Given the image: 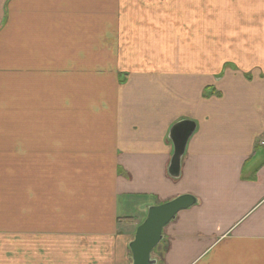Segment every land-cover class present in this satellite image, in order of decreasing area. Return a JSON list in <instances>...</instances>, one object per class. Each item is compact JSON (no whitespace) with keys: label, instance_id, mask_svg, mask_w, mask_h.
Instances as JSON below:
<instances>
[{"label":"crops","instance_id":"0c3cea01","mask_svg":"<svg viewBox=\"0 0 264 264\" xmlns=\"http://www.w3.org/2000/svg\"><path fill=\"white\" fill-rule=\"evenodd\" d=\"M262 141L264 0H0V264H132L186 194L157 264H264Z\"/></svg>","mask_w":264,"mask_h":264},{"label":"water","instance_id":"95a60500","mask_svg":"<svg viewBox=\"0 0 264 264\" xmlns=\"http://www.w3.org/2000/svg\"><path fill=\"white\" fill-rule=\"evenodd\" d=\"M189 123L176 125L170 133L173 143V155L168 172L173 178L180 176V164L185 151L186 141L193 132ZM196 203L192 195H180L159 205L147 207L144 220L135 230L128 248L131 253L132 264H157L152 252L162 240L163 228L175 218L176 214Z\"/></svg>","mask_w":264,"mask_h":264},{"label":"built area","instance_id":"2783aa9c","mask_svg":"<svg viewBox=\"0 0 264 264\" xmlns=\"http://www.w3.org/2000/svg\"><path fill=\"white\" fill-rule=\"evenodd\" d=\"M262 144L264 145V141L262 142Z\"/></svg>","mask_w":264,"mask_h":264},{"label":"rangeland","instance_id":"374dc122","mask_svg":"<svg viewBox=\"0 0 264 264\" xmlns=\"http://www.w3.org/2000/svg\"><path fill=\"white\" fill-rule=\"evenodd\" d=\"M155 251V250H154ZM155 253V252H154Z\"/></svg>","mask_w":264,"mask_h":264}]
</instances>
